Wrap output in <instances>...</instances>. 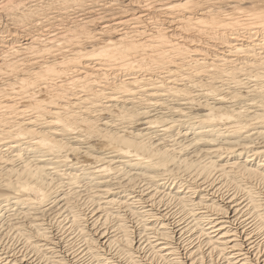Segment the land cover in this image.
Returning <instances> with one entry per match:
<instances>
[{
    "label": "bare ground",
    "instance_id": "1",
    "mask_svg": "<svg viewBox=\"0 0 264 264\" xmlns=\"http://www.w3.org/2000/svg\"><path fill=\"white\" fill-rule=\"evenodd\" d=\"M0 264H264V0H0Z\"/></svg>",
    "mask_w": 264,
    "mask_h": 264
}]
</instances>
